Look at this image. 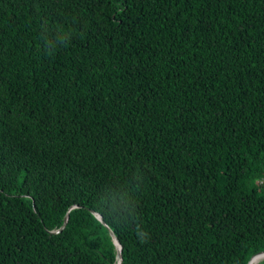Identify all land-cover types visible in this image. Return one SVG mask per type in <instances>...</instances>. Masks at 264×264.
<instances>
[{"label":"trees","instance_id":"16d2710c","mask_svg":"<svg viewBox=\"0 0 264 264\" xmlns=\"http://www.w3.org/2000/svg\"><path fill=\"white\" fill-rule=\"evenodd\" d=\"M109 230L264 251V0H0V264H117Z\"/></svg>","mask_w":264,"mask_h":264},{"label":"water","instance_id":"95a60500","mask_svg":"<svg viewBox=\"0 0 264 264\" xmlns=\"http://www.w3.org/2000/svg\"><path fill=\"white\" fill-rule=\"evenodd\" d=\"M95 215L97 216V218L99 220H101V222H103L102 218L100 217L99 214H95ZM66 220H67V215L64 217V222H63L62 226L60 228H58L57 230H52L50 232L51 233H55V232L60 231L64 227V224H65ZM109 233H110V235H111V237H112V239H113V241H114V243L116 245V248H117V254H116L117 264H121V245H120L119 241L116 239V237L114 236V234H113V232L111 230H109ZM262 259H264V251H260V252H257L255 254H253L248 259L247 264H255V263L261 261Z\"/></svg>","mask_w":264,"mask_h":264}]
</instances>
